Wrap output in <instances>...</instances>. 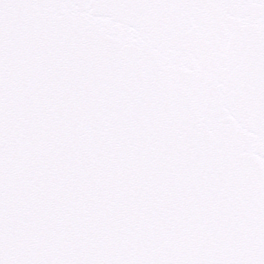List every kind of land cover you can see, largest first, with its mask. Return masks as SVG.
Here are the masks:
<instances>
[{
  "label": "snow or ice",
  "instance_id": "snow-or-ice-1",
  "mask_svg": "<svg viewBox=\"0 0 264 264\" xmlns=\"http://www.w3.org/2000/svg\"><path fill=\"white\" fill-rule=\"evenodd\" d=\"M0 264H264V0H0Z\"/></svg>",
  "mask_w": 264,
  "mask_h": 264
}]
</instances>
